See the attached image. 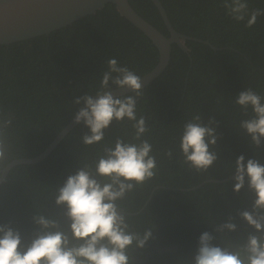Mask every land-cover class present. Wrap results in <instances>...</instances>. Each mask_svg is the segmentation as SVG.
Here are the masks:
<instances>
[{
	"label": "trees",
	"instance_id": "16d2710c",
	"mask_svg": "<svg viewBox=\"0 0 264 264\" xmlns=\"http://www.w3.org/2000/svg\"><path fill=\"white\" fill-rule=\"evenodd\" d=\"M158 1L178 34L208 44L186 40V51L171 44L166 68L143 89L136 114L146 120L148 132L142 139L152 144L158 167L153 179L126 192L117 205L130 231H152L143 249L129 250L131 264H193L205 231L216 236L214 244L221 247L241 245L249 233L260 235L239 216L251 211L254 193L246 183L237 194L234 178L226 179L234 175L240 155L245 164L248 159L264 164V143L256 149L239 126L252 110L246 115L234 103L248 88L264 97V15L246 27L249 17L233 20L222 7L223 0ZM128 2L137 15L169 38L150 0ZM247 2L249 13L264 10V0ZM110 58L140 77L158 61L151 41L112 5L47 36L0 45V121H11L5 129L8 155L0 169L17 159L35 158L52 143L83 106L74 100L100 89ZM195 115L205 124L210 117L217 122L213 127L219 139L211 150L219 159L207 172L185 164L179 147L184 125ZM132 123L114 121L104 141L91 146L82 143L89 130L83 123L76 124L40 162L11 167L0 183V225L19 231L27 244L41 231L33 216L43 215L57 221L70 236L65 208L55 203L58 189L85 165L94 172L105 145L114 147L117 138L138 142L133 139ZM230 217L236 231L216 232ZM163 250L170 252L160 253Z\"/></svg>",
	"mask_w": 264,
	"mask_h": 264
},
{
	"label": "clouds",
	"instance_id": "9594fccd",
	"mask_svg": "<svg viewBox=\"0 0 264 264\" xmlns=\"http://www.w3.org/2000/svg\"><path fill=\"white\" fill-rule=\"evenodd\" d=\"M222 7L237 22L249 17L246 27L264 15L261 9L249 13L247 0H223ZM115 89H129L133 94L114 97ZM143 95L142 78L110 58L95 95L85 93L74 100V104L83 105L74 122L83 123L89 130L82 137L86 146L100 144L114 121L125 120L133 122V139L138 142L117 138L114 147L105 145L94 172L90 165H85L69 175L58 189L55 203L65 208L70 236L60 230L57 221L43 215L33 216L41 231L27 244L19 231L0 225V264H131L129 250L133 246L143 249L152 231L151 228L143 234L130 231L117 201L134 187L153 179L158 167L156 157L151 154L152 144L142 139L148 132L146 120L136 114L137 101ZM234 103L246 115L251 108L252 116L239 126L251 138L252 145L260 148L264 143V97L248 88L238 94ZM216 123L210 117L205 124L200 115H195L184 125L179 147L184 163L197 172H207L219 159L218 153L211 150L219 139L213 127ZM10 124V120L0 121V162L7 159L5 129ZM167 155L171 158V150ZM246 183L255 199L251 211H242L239 216L260 235L249 233L245 243L221 247L214 244L217 237L205 231L199 237L193 264H264V164L258 159H248L245 164V157L240 155L234 164L233 191L238 194ZM236 228L230 217L229 222L215 231L235 232Z\"/></svg>",
	"mask_w": 264,
	"mask_h": 264
},
{
	"label": "water",
	"instance_id": "95a60500",
	"mask_svg": "<svg viewBox=\"0 0 264 264\" xmlns=\"http://www.w3.org/2000/svg\"><path fill=\"white\" fill-rule=\"evenodd\" d=\"M150 1L156 7L163 23L170 31L169 38L165 37L137 15L128 0H0V45L26 41L39 36H47L87 15L94 14L106 5H112L120 17L147 37L157 49L158 61L156 65L141 77L142 89H144L160 76L166 68L169 61L171 44H176L183 51H186V48L182 42L186 40L208 44L205 41L202 42L201 40L178 34L169 24L161 3L158 0ZM130 92L131 90L129 89H117L113 91V95L114 97H119ZM75 125L76 123L73 118L39 156L32 159H17L9 163L2 170L0 183L11 167L18 164H35L43 160L60 139ZM233 178L234 175L226 180Z\"/></svg>",
	"mask_w": 264,
	"mask_h": 264
},
{
	"label": "flooded vegetation",
	"instance_id": "af4514ba",
	"mask_svg": "<svg viewBox=\"0 0 264 264\" xmlns=\"http://www.w3.org/2000/svg\"><path fill=\"white\" fill-rule=\"evenodd\" d=\"M165 25V24H164ZM166 27V26H165ZM166 29H167V27H166ZM167 31H168V33H169V36H170V31L167 29ZM185 42V41H184ZM184 42H182V43H184ZM165 252H170V250H163L162 252H160V253H165Z\"/></svg>",
	"mask_w": 264,
	"mask_h": 264
},
{
	"label": "bare ground",
	"instance_id": "6f19581e",
	"mask_svg": "<svg viewBox=\"0 0 264 264\" xmlns=\"http://www.w3.org/2000/svg\"><path fill=\"white\" fill-rule=\"evenodd\" d=\"M145 250V249H144ZM134 252V251H133ZM144 253V252H143ZM145 255V254H142V256ZM133 256V255H132ZM134 257V256H133ZM142 260V259H141ZM134 261V260H133ZM138 261V260H137ZM141 264V263H140Z\"/></svg>",
	"mask_w": 264,
	"mask_h": 264
}]
</instances>
